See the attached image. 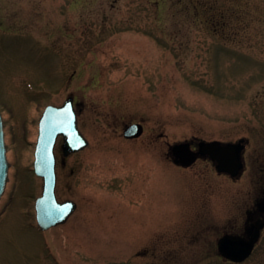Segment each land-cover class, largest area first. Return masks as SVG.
Returning <instances> with one entry per match:
<instances>
[{
  "label": "rangeland",
  "instance_id": "obj_1",
  "mask_svg": "<svg viewBox=\"0 0 264 264\" xmlns=\"http://www.w3.org/2000/svg\"><path fill=\"white\" fill-rule=\"evenodd\" d=\"M68 95L85 105L89 145L58 169V199L76 210L43 231L38 119ZM0 109V264H264V232L246 260L216 256L263 183L264 0H0ZM134 122L144 133L127 139ZM242 137L237 179L168 156L175 142Z\"/></svg>",
  "mask_w": 264,
  "mask_h": 264
},
{
  "label": "water",
  "instance_id": "obj_2",
  "mask_svg": "<svg viewBox=\"0 0 264 264\" xmlns=\"http://www.w3.org/2000/svg\"><path fill=\"white\" fill-rule=\"evenodd\" d=\"M143 132L141 123H131L124 127L126 138H136ZM63 136L61 149L62 163L70 153L84 148L88 141L77 126L73 98L66 99L63 105L45 107L39 120L38 135L34 151L33 168L43 179L42 193L35 200L37 224L41 229L61 224L75 210L76 203L72 200L59 201L56 197V157L54 147L57 137ZM247 139L239 138L235 142L220 140H198L196 149L191 147L192 141L184 140L168 146V155L180 166L188 167L197 158H209L214 162L218 173H226L236 179L244 169L243 152ZM9 162L6 155L3 120L0 114V198L5 190L8 178ZM264 221L251 224L245 235L224 234L217 240L219 254L232 262L245 260L253 251L260 238V230Z\"/></svg>",
  "mask_w": 264,
  "mask_h": 264
},
{
  "label": "flooded vegetation",
  "instance_id": "obj_3",
  "mask_svg": "<svg viewBox=\"0 0 264 264\" xmlns=\"http://www.w3.org/2000/svg\"><path fill=\"white\" fill-rule=\"evenodd\" d=\"M67 97H73V102H74V108L76 110L77 113V121H78V126H79V115L84 111L85 109V105H83L80 101H76V97L68 95ZM64 102V101H63ZM62 102V103H63ZM61 105V104H60ZM2 116H3V120H4V112L2 109H0ZM143 125V124H142ZM4 130H5V120H4ZM144 125H143V133H144ZM82 132V130H81ZM6 133V131H5ZM83 133V132H82ZM142 133V134H143ZM84 135V134H83ZM85 136V135H84ZM86 137V136H85ZM63 141V138L61 136H59L57 138V144L59 143L58 147L56 144V149H55V153H56V157H57V165H56V171H57V183H58V178H59V173H58V169L60 168H66L67 167V163H65L64 165L62 164V157H63V153L61 150V143ZM89 141V140H88ZM192 147L194 149H196V142L197 140L192 139ZM89 145V144H88ZM87 145V146H88ZM86 148V147H85ZM85 148L81 149V151H83ZM77 153V152H75ZM68 157V156H67ZM66 157V158H67ZM199 160H205L207 162H210L213 167H214V163L209 159V158H198L192 165H190L189 167L193 166L197 161ZM182 167V166H181ZM184 168H188V167H184ZM261 175H262V179H263V183L261 185L259 194L254 198V201L248 205H245V207L241 210V216H242V222L240 224V226H236L234 224L231 225V227H228L226 229V231H224L220 236L224 235V234H235V235H245L247 227L250 226L251 224H256L257 222H262L264 221V168L261 169ZM71 172H73V170H71ZM2 200V199H1ZM1 203V201H0ZM208 210V209H207ZM204 208H198L196 209V212L194 213L195 219L199 222V224L201 222L204 221V219H200L201 217H204L206 215V213L203 212ZM203 213V214H202ZM202 214V215H201ZM208 219V218H207ZM230 221V220H229ZM197 222V223H198ZM237 222L235 218H233V223ZM33 226H35L36 228H39L36 224V221L34 223H32ZM40 229V228H39ZM264 232V226L261 228L260 230V238L258 240V242L255 244L253 250L255 249V247L257 246V244L259 243V241L261 240V237L263 235ZM219 236V237H220ZM216 238V245H217V239ZM253 252V251H252ZM144 253L145 250H144ZM213 253V250H212ZM216 256H219L220 258H222L220 256V254L217 251V246H216ZM223 259V258H222ZM224 260V259H223ZM228 261V260H226Z\"/></svg>",
  "mask_w": 264,
  "mask_h": 264
}]
</instances>
